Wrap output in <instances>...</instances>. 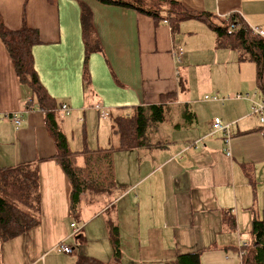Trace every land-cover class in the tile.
Returning <instances> with one entry per match:
<instances>
[{"label":"crops","instance_id":"0c3cea01","mask_svg":"<svg viewBox=\"0 0 264 264\" xmlns=\"http://www.w3.org/2000/svg\"><path fill=\"white\" fill-rule=\"evenodd\" d=\"M176 1L219 20L241 17L264 32V0ZM84 8L92 12L101 47L88 61L90 93L83 85ZM0 16L10 30H19L25 21L39 31L41 44L33 56L40 81L57 103L73 110L66 118L59 112L65 135L80 125L84 132L98 126L102 133L107 119L96 105L111 118L125 109L158 105L167 94H176L178 104L190 105L196 115L194 127L177 134L168 147L114 156L118 264L165 263L182 254H200L204 264H241V245L253 241L252 212L264 211V124L252 114L254 94L263 101L255 64L217 48L215 33L203 23L187 21L173 32L166 22L156 24L135 8L97 0H0ZM180 52L182 63L177 64L173 54ZM247 94L251 100L235 98ZM33 104L0 39V166L35 165L41 194V224L2 244L0 264H77L76 247L68 243L81 233L71 217L73 186L55 160L57 147L45 114ZM216 118L231 125V156L223 135L209 136ZM229 219H235L234 229ZM62 245L73 253L60 252Z\"/></svg>","mask_w":264,"mask_h":264},{"label":"trees","instance_id":"16d2710c","mask_svg":"<svg viewBox=\"0 0 264 264\" xmlns=\"http://www.w3.org/2000/svg\"><path fill=\"white\" fill-rule=\"evenodd\" d=\"M97 1L104 5L115 4L135 8L152 18L156 24L167 22L173 32L179 31L181 24L187 21H197L207 25L216 35L217 48L235 51L240 62L255 64L257 88L264 100V37L254 34L241 17L234 16L219 20L209 13L189 11L176 0ZM234 23L237 28L232 30L231 26ZM82 31L85 44L83 85L84 90L90 93L91 76L88 61L93 53L101 50V47L94 32L92 12L87 8L82 12ZM0 39L11 59L19 83L27 86L31 92L33 108H38L45 114L47 129L57 147L55 160L62 166L73 186L71 195L73 219H76L82 197L101 189L98 181L95 180L96 177L102 176L103 179H107L108 189L111 191L117 188L114 178V156L117 153L156 145L168 147L173 144V140L153 143L149 134L159 125L174 121L175 129L189 131L194 127L196 115L192 107L178 104L176 94H167L161 97L158 105L133 107L122 110L119 115L111 116L112 137L118 139L116 145H111L108 149L99 146L95 149L90 148L87 143L82 151H74L61 129L59 110L62 104L57 103L49 95L35 68L33 48L41 44L39 31L29 28L25 21L19 30H10L0 16ZM260 130L264 134V127ZM40 204L39 172L35 165L23 164L10 168L0 166V248L2 244L27 234L41 224ZM252 214L253 241L246 247L241 245L240 253H243L241 264H264V211L262 213L253 211ZM229 220L234 229L235 219ZM116 224L117 226L112 227L114 236L111 238L114 247L113 264H118L121 258L119 225ZM77 264L104 263L93 258H81L78 259ZM167 264L203 263L200 254H182Z\"/></svg>","mask_w":264,"mask_h":264},{"label":"rangeland","instance_id":"374dc122","mask_svg":"<svg viewBox=\"0 0 264 264\" xmlns=\"http://www.w3.org/2000/svg\"><path fill=\"white\" fill-rule=\"evenodd\" d=\"M203 26L205 28V25H202V27ZM210 30L212 31V29ZM230 52L238 55V53L235 51ZM232 67L235 68L234 66ZM198 86L199 88L201 87V85ZM203 86L206 88L209 85ZM26 88L28 87L26 86ZM258 91L260 90L258 89ZM220 98L222 99V97ZM112 121V118L103 121V127H101L102 133H99L98 126H87V130L86 132H84L82 130L83 125H80V129H77L73 132H68L66 135L71 149L74 151H82L84 149V145L87 143L90 144V148H97L98 144H103V148L110 147L111 145H116L118 143V139L112 137ZM173 122L174 121L159 125L157 129L149 134V137L153 139L154 144H159L161 143L160 141H172L173 139H175V136L177 134H182L184 136L186 131L175 129L173 127ZM64 123V120L61 121L62 130ZM107 128L108 131L105 132L104 130H107ZM81 160L83 159L81 158ZM102 179V176H98L95 178L101 188L98 192L89 193L88 195H84L82 197L81 204L76 216L78 225L77 227L79 231H81V233L75 238L69 240L68 243L76 247V255L78 259L91 257L93 259L101 261L104 264H110L114 260V247L111 243V238L114 236L112 227L117 226L116 223H118L117 208H112V204L118 196L119 190L114 189L111 191L110 189H108V180ZM119 238L121 239L120 236ZM131 239L135 242L139 241V238ZM244 245L247 246L248 244ZM167 263L168 262L164 263L163 261H160L156 262L155 264Z\"/></svg>","mask_w":264,"mask_h":264},{"label":"built area","instance_id":"2783aa9c","mask_svg":"<svg viewBox=\"0 0 264 264\" xmlns=\"http://www.w3.org/2000/svg\"><path fill=\"white\" fill-rule=\"evenodd\" d=\"M167 23V22H166ZM237 27H236V23H234L232 26H231V29L232 30H235ZM252 29V32L256 35H260L262 37H264V32L262 30H260L259 28H251ZM173 57H174V60L177 64H181L182 63V57H183V52H180V53H175L173 54ZM176 76L177 78L179 77V72L176 71ZM258 93H255L254 96H253V106H252V114L256 115L257 117H259L260 119V122L262 124H264V100L263 101H256L255 98L257 97ZM236 99L238 100H251V96L249 94L247 95H237L235 97ZM213 100V101H219V98L217 97H206V100ZM230 99V97L228 98H225V99H222L221 101H225V100H228ZM95 109L97 111L100 112V116L101 118L103 119H108L110 117V114L104 110L100 105H96L95 106ZM72 109L67 106L66 104H63L59 110V112L61 113V116L63 118H66V117H69L72 115ZM14 121H15V124L17 126H20L21 122L18 118V114H15L14 115ZM216 134H221L223 135V138H224V142H225V146H226V152H227V155L228 156H231V153H230V143H231V139H232V131H231V125L230 124H225L220 118H216L213 122H212V132L209 136H215ZM201 141H198L195 145H198L200 144ZM73 227L77 229V226L75 224H73ZM78 232V230H77ZM246 247V245H244ZM59 251L60 252H63L65 254H72L73 253V249L69 246H60L59 247ZM240 259L242 258L243 256V253L241 254L240 253Z\"/></svg>","mask_w":264,"mask_h":264}]
</instances>
